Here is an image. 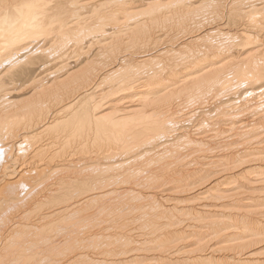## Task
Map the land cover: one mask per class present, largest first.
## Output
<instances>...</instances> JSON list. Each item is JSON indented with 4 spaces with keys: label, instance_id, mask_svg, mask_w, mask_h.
Instances as JSON below:
<instances>
[{
    "label": "bare ground",
    "instance_id": "6f19581e",
    "mask_svg": "<svg viewBox=\"0 0 264 264\" xmlns=\"http://www.w3.org/2000/svg\"><path fill=\"white\" fill-rule=\"evenodd\" d=\"M0 264H264V0H0Z\"/></svg>",
    "mask_w": 264,
    "mask_h": 264
}]
</instances>
